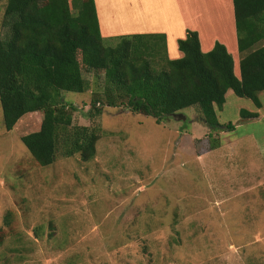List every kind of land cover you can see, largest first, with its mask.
<instances>
[{
	"label": "rangeland",
	"instance_id": "1",
	"mask_svg": "<svg viewBox=\"0 0 264 264\" xmlns=\"http://www.w3.org/2000/svg\"><path fill=\"white\" fill-rule=\"evenodd\" d=\"M81 1L69 0L73 11ZM5 4L0 0V38L8 32ZM118 42L104 39L106 46ZM229 51L238 70L239 50ZM83 70L91 89L64 92L63 97L77 106L74 124L100 127L96 156L89 161L59 153L53 164H39L21 137L40 129L43 113L24 115L8 131L0 103V264H264V226L251 225L246 195L238 194L249 178L231 174L244 165L248 144L240 147L241 161L229 164V184L220 191L219 179L225 175L206 167L213 158L197 159L188 134L203 136L208 130L195 120L200 119L195 108L179 112L185 119L170 115L161 123L106 106L92 118V91L104 78ZM227 100L219 111L221 121L238 122L243 126L239 132L262 129L252 119L239 118L240 106L255 109L251 99L232 92ZM212 132L211 141L206 139L210 143L219 134ZM263 190L254 191L255 215L262 219ZM204 210L217 215L215 226ZM223 220L239 226L221 232Z\"/></svg>",
	"mask_w": 264,
	"mask_h": 264
},
{
	"label": "trees",
	"instance_id": "2",
	"mask_svg": "<svg viewBox=\"0 0 264 264\" xmlns=\"http://www.w3.org/2000/svg\"><path fill=\"white\" fill-rule=\"evenodd\" d=\"M240 75L226 45L217 41L204 52L199 34L188 30L178 40L184 53L170 58L165 34H131L112 37L119 42L106 46L100 33L94 0H82L73 11L69 0H6L4 22L8 32L0 38V103L6 130L31 112H42L38 131L23 135L22 142L41 165L57 156H96L100 138L97 125H77L74 103L64 92L85 93L91 83L84 70L103 74V85L93 88L91 117L103 106L125 108L153 116L161 123L168 116L193 107L212 131H232V122L220 123L226 93L249 98L260 108L264 91V0H233ZM242 119L258 112L240 110ZM211 141V138H210ZM220 141L211 142L218 147Z\"/></svg>",
	"mask_w": 264,
	"mask_h": 264
},
{
	"label": "crops",
	"instance_id": "3",
	"mask_svg": "<svg viewBox=\"0 0 264 264\" xmlns=\"http://www.w3.org/2000/svg\"><path fill=\"white\" fill-rule=\"evenodd\" d=\"M96 13L98 17L100 33L103 38L116 37L121 35L131 34H165L167 42V50L170 58H181L184 53L178 47V40L185 38L188 30H195L199 34L201 49L204 52L210 51L217 41L226 45L228 50L231 47L238 52V41L236 33L235 13L233 0H94ZM224 11V15L222 12ZM230 12L231 17L227 20V14ZM224 17L226 19L224 20ZM230 52V51H229ZM234 57V56H233ZM235 59V58H234ZM239 60V57L237 56ZM236 74L240 75L239 63ZM233 90L229 89L226 93V102L222 108L216 107L217 117L222 124L227 121H221L219 111H222L228 103L227 99ZM262 93H259V98L262 106L258 108L255 104V109H247L259 113L257 118L252 119L257 125L262 124V132L256 130L243 131L239 130L243 127L237 123L232 131H219L217 139L220 145L216 148L211 147L209 134L211 130L208 128L204 131L203 136H198L194 132H189L194 140L193 146L198 160H203V156L208 159L206 167H210L217 173L225 175L219 179V190L223 191L224 186L229 184V176L226 175L229 164H238L241 161L242 150L248 144V147L243 151L245 161L242 166L239 164L234 168L236 173L233 176H245L249 178V182L242 183L238 191L239 195H246L245 209L253 213L251 214V225L254 227L264 226V219L255 215L256 194L258 189H264V100ZM254 103V102H253ZM244 107H239L240 110ZM128 111V110H127ZM23 118V117H22ZM21 118V119H22ZM20 119V120H21ZM196 121L200 119H195ZM194 119L192 121H195ZM246 121V120H243ZM250 121V120H248ZM240 122V121H239ZM196 124V123H193ZM234 124V123H233ZM213 137V134H212ZM208 139V140H206ZM246 150L252 151V155L245 153ZM254 155V158L252 157ZM216 177L212 180H215ZM254 192V193H252ZM264 192V190H263ZM222 193V192H221ZM227 199H224L225 201ZM199 216L198 213L193 214ZM212 226H215L217 215L215 213L208 214L206 210L203 216H208ZM224 217L225 213H222ZM228 216V215H226ZM259 218V219H258ZM224 223V220L222 221ZM231 224L239 226L237 223L222 224L221 232L229 231Z\"/></svg>",
	"mask_w": 264,
	"mask_h": 264
},
{
	"label": "water",
	"instance_id": "4",
	"mask_svg": "<svg viewBox=\"0 0 264 264\" xmlns=\"http://www.w3.org/2000/svg\"><path fill=\"white\" fill-rule=\"evenodd\" d=\"M174 116H178V117H182L183 119H185V116H182V114L181 113H175V114H173Z\"/></svg>",
	"mask_w": 264,
	"mask_h": 264
}]
</instances>
